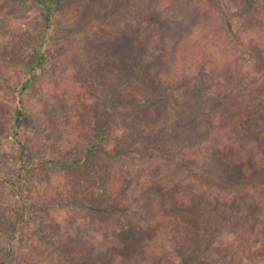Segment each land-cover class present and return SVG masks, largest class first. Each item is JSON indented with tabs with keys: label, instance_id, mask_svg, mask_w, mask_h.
<instances>
[{
	"label": "rangeland",
	"instance_id": "374dc122",
	"mask_svg": "<svg viewBox=\"0 0 264 264\" xmlns=\"http://www.w3.org/2000/svg\"><path fill=\"white\" fill-rule=\"evenodd\" d=\"M222 1L233 36L253 9L245 0ZM39 2L0 0V264H139L135 258L142 253H156L160 264L171 258L178 264L173 260L177 252L188 251L199 254L191 264H264V244L251 234L223 229L228 214L214 224L207 213L209 204L224 206L236 192L237 209L245 217L251 204L247 185L264 183V169L232 179L227 157L215 155L197 170L194 161L182 170L163 167L160 190L143 195L159 167L130 149L138 132L148 134L163 123V109L142 105L157 87L162 63L133 80L126 34L141 17H150L153 0H63L54 17L57 36L53 28L48 31L51 61L19 95L25 66L41 38ZM251 58L245 51L224 78L233 80L235 97L242 94L244 79L249 98L236 101L242 109L260 94L249 112L264 121V87L259 94L250 89L259 78L249 75ZM20 101L25 112L16 136L12 121ZM94 144L115 158L92 151L88 167L72 171L47 163L82 158ZM20 166L24 177L19 184ZM75 197L95 207L129 209L136 230L126 232L122 217L91 214ZM19 199L33 215L27 225L17 216Z\"/></svg>",
	"mask_w": 264,
	"mask_h": 264
},
{
	"label": "trees",
	"instance_id": "16d2710c",
	"mask_svg": "<svg viewBox=\"0 0 264 264\" xmlns=\"http://www.w3.org/2000/svg\"><path fill=\"white\" fill-rule=\"evenodd\" d=\"M62 1L39 2L41 38L31 61L25 66V78L18 90L19 95L33 86L39 72L51 61L47 42L52 36L48 31L53 28L52 35L57 36L54 17ZM171 1L175 0H153L150 17H141L126 34L134 57V60L129 61L128 70L133 80L142 77L150 66L162 63L155 75L157 87L153 92L152 89L148 92L142 105L163 109L164 113L160 114L163 123L151 129L148 134L138 132L133 137L134 143L130 149L133 153H143L146 161H155L159 167L157 174L150 177V185H147L143 195L146 191L160 190L158 177L162 174L163 167L182 170L187 168L186 162L194 161L193 168L197 170L215 155L223 154L227 157L226 167L232 179L246 177L264 169V121L251 116L249 112L251 105L258 102L259 93L264 87V0H245L253 13L241 23L233 36L226 25L228 15L224 1L180 0L182 7L167 6L168 9H164L163 3L167 5ZM245 51L252 56L249 75L259 76L257 81L250 83V89L259 96L252 102L247 101L250 105L242 109L236 101L249 98L245 94L248 89L244 86V79L240 80L244 90L235 97L233 80L226 82L224 77L236 66L237 58L243 57ZM214 84L216 87L223 86L224 91H217ZM253 93L249 95L253 96ZM24 110V104L20 101L12 121L16 136L21 129ZM97 150L110 159L115 158L94 144L84 151L82 158L70 161L52 159L47 163L68 171L75 170L78 166L85 169L88 167L90 153ZM125 153L128 154L129 150ZM22 168L24 167L20 166L18 170L19 184L24 177ZM19 189H22L21 185ZM247 192L251 204L245 210V217L242 218L237 209L236 192L229 195L224 206H219L221 208L216 203L209 204L208 217L216 224L218 216L228 214V223L223 229L228 228L227 232L232 234L239 231L244 235L251 234L254 240L264 244V183L252 181L247 185ZM75 198L77 204H81L91 214L118 216V219L122 217L126 220V232L133 233L136 230L132 218H129V209L119 206L95 207L85 199ZM19 201L21 208L17 216L27 225L28 218L33 215L29 214L31 211L23 203V199ZM38 208L46 210L42 205ZM144 257H147L146 261ZM198 257V251L177 252L173 260L178 264H191ZM170 260L169 264H175L172 258ZM135 261L139 264H160L162 260L156 253H142L136 255Z\"/></svg>",
	"mask_w": 264,
	"mask_h": 264
}]
</instances>
